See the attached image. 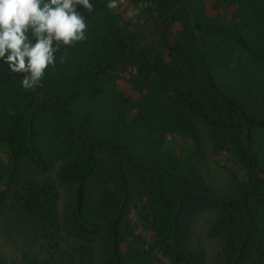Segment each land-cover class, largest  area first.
Wrapping results in <instances>:
<instances>
[{"label":"rangeland","instance_id":"obj_1","mask_svg":"<svg viewBox=\"0 0 264 264\" xmlns=\"http://www.w3.org/2000/svg\"><path fill=\"white\" fill-rule=\"evenodd\" d=\"M107 3L40 86L0 85V264H264V179L255 173L264 172V125L223 100L205 69L264 120V59L230 33L200 39L190 23L194 14L236 29L264 50V0H124L111 11ZM90 137L174 167L207 198ZM24 142L40 152L16 155ZM92 166L86 230L75 215L78 174Z\"/></svg>","mask_w":264,"mask_h":264},{"label":"clouds","instance_id":"obj_2","mask_svg":"<svg viewBox=\"0 0 264 264\" xmlns=\"http://www.w3.org/2000/svg\"><path fill=\"white\" fill-rule=\"evenodd\" d=\"M123 2L108 0L106 6L111 11ZM93 10L90 0H0V60L10 73L23 75L25 90L36 89L45 70L55 68L62 47L87 39L84 12ZM138 14L139 9L127 12L129 19Z\"/></svg>","mask_w":264,"mask_h":264},{"label":"trees","instance_id":"obj_3","mask_svg":"<svg viewBox=\"0 0 264 264\" xmlns=\"http://www.w3.org/2000/svg\"><path fill=\"white\" fill-rule=\"evenodd\" d=\"M103 0H90V2L93 4L94 6V10L92 12H84V16H85V20L87 22L88 18L90 17V15L99 7V5L101 4ZM78 10L83 11V7L82 6H78ZM190 23L192 24L193 30L196 34V36L200 39H202V36L205 33H214V32H226V33H230L231 36L234 38V40L240 44L241 46H243L244 48L248 49L249 51L253 52L255 55H257L258 57L264 59V50L263 49H254L252 47H250V45L246 42V40L244 39L243 35L238 32L236 29H226L224 27L218 26V25H212V24H206V25H202L201 23H199L198 21H196L194 14L190 15ZM65 47H62L60 49L59 52L56 53V57L58 55H60L62 53V51L64 50ZM196 56L201 57L203 65L205 63V52L203 49H199L196 53ZM208 74V77L210 79L211 85L216 89L217 93L219 94V96L229 102L230 105L237 107L238 109L241 110L242 113H244V115L246 117H248L251 121V123H255V124H260V125H264V120H257V119H251L244 111V108L236 101L231 100L230 98H228V96L221 91L216 83L215 80L211 74V72L209 71V69L205 68ZM23 79V75L22 74H17V73H10L8 66L6 64L3 63L2 60H0V85L1 84H5V83H11L13 82L14 79ZM55 102H58L57 100H54ZM91 139H93L94 145L97 146H101V145H112V148L117 150L120 154L121 157L126 159L129 162H137V163H144V165H149L152 163V165L158 167L161 171V173L163 174V176L169 180H172L178 184H180L181 186H183L184 190H185V194L187 196H189L190 198L193 199H197V200H204L207 198V191H203L200 189V187L193 182V180L189 177L186 176L182 173H180L179 171H177L174 167H170L164 164H161L160 162H143L139 159H137L134 155L132 154H128L126 152V150H124L123 145L119 144V143H111L108 140H102V139H95L94 137H90ZM21 150L17 151L13 150L14 153L16 155H20L23 151L31 154L33 157H35L37 155V153H39L40 151L34 147V144L31 142H24L21 145ZM90 160H91V165L95 164V156L93 154V152L90 153ZM92 167H90L89 169L85 170L84 172H81L80 174H78V178H79V188H78V193H77V206L75 209V215L80 223V225L86 229V230H90L93 226L88 225L84 216H83V204H84V198H85V191H84V185L83 183L85 182V179L90 171V169H92ZM256 176H257V180L259 179H264L263 178V170L260 169L259 167H256ZM246 202L244 198H242L241 200H238V202ZM174 226L177 228L178 227V216H176V219L174 220ZM113 231L114 234L117 235V222H114V227H113Z\"/></svg>","mask_w":264,"mask_h":264}]
</instances>
